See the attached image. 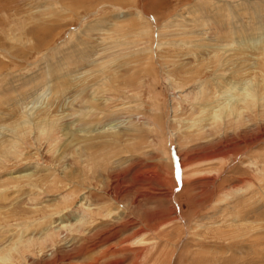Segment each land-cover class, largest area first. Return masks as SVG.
Returning a JSON list of instances; mask_svg holds the SVG:
<instances>
[{
  "label": "rangeland",
  "instance_id": "rangeland-1",
  "mask_svg": "<svg viewBox=\"0 0 264 264\" xmlns=\"http://www.w3.org/2000/svg\"><path fill=\"white\" fill-rule=\"evenodd\" d=\"M0 264H264V0H0Z\"/></svg>",
  "mask_w": 264,
  "mask_h": 264
}]
</instances>
